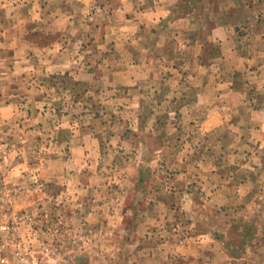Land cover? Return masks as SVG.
Masks as SVG:
<instances>
[{
  "label": "crops",
  "instance_id": "obj_1",
  "mask_svg": "<svg viewBox=\"0 0 264 264\" xmlns=\"http://www.w3.org/2000/svg\"><path fill=\"white\" fill-rule=\"evenodd\" d=\"M0 144L14 186L33 193L34 174L90 231L108 204L127 224L187 217L257 264L264 0H0ZM34 196L4 201L0 223Z\"/></svg>",
  "mask_w": 264,
  "mask_h": 264
},
{
  "label": "rangeland",
  "instance_id": "obj_2",
  "mask_svg": "<svg viewBox=\"0 0 264 264\" xmlns=\"http://www.w3.org/2000/svg\"><path fill=\"white\" fill-rule=\"evenodd\" d=\"M37 149L38 147L35 148V153ZM9 150V147L0 144V176H2L0 185L3 186L0 190V207L8 199L24 198V195L26 199L30 194H36L33 199L37 201L35 208L25 206L21 213H15L7 220L19 221V230L23 237L22 242H8L6 248H2L0 242V248L3 249L2 256L12 263L25 264L27 260L23 261L15 256L17 251L22 249L33 251L35 264H243V259L238 258L240 254L238 247L225 249L226 236L221 231L213 233L212 240L209 238V233L205 232L204 222L203 226L197 227L194 224L189 226L187 217L173 219L172 222L165 224L145 225L135 222L127 224L122 221V215L118 210L108 204L103 213L112 217V221L111 218H106L103 224L96 225L90 231L89 227L84 225L85 223H76L73 217L71 218L74 212L63 213L62 209L58 208L57 201L55 203L58 206L55 208H51L47 202H44L52 200L49 199L51 193H48L49 196L42 194L48 191L47 186L45 187L34 174L29 175L27 181L34 186L33 193H26L25 186H14V182L9 181L5 173L11 164ZM41 162L43 157L40 155L38 163ZM37 167L39 168V164ZM114 181L112 179V182ZM18 184L21 183H16ZM26 185L29 186V184ZM50 192H54V188ZM214 220H216L215 217ZM107 221L110 223H106ZM90 235L95 246L90 242ZM232 235L229 236L233 238L234 244L239 245L237 238ZM193 237H198L197 241H202V244L193 242ZM213 241L215 243L212 245ZM85 244L88 245L84 248L89 246L90 249L87 251L88 257H84L81 263L75 251ZM91 249L98 252L94 254ZM226 253H232V255L227 259ZM257 264H264V258H261Z\"/></svg>",
  "mask_w": 264,
  "mask_h": 264
},
{
  "label": "built area",
  "instance_id": "obj_3",
  "mask_svg": "<svg viewBox=\"0 0 264 264\" xmlns=\"http://www.w3.org/2000/svg\"><path fill=\"white\" fill-rule=\"evenodd\" d=\"M1 175V172H0ZM2 180V176H0V181ZM2 185H0V190ZM13 241L16 242H22L23 237L20 234L19 230V221L16 219H13L11 221H6L5 223H0V242L2 243V247H6L10 242ZM33 251L30 250H20L17 251V254L15 256H18L23 261L27 260L25 264H35V260L33 258ZM32 257V258H31ZM19 262V261H18ZM0 263L1 264H15L12 263L10 260H7L6 257L1 256L0 257Z\"/></svg>",
  "mask_w": 264,
  "mask_h": 264
}]
</instances>
